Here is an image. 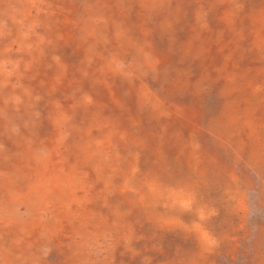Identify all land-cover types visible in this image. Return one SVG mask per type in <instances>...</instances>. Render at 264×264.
I'll return each mask as SVG.
<instances>
[{"label":"rangeland","instance_id":"obj_1","mask_svg":"<svg viewBox=\"0 0 264 264\" xmlns=\"http://www.w3.org/2000/svg\"><path fill=\"white\" fill-rule=\"evenodd\" d=\"M4 180L0 264H264V0H0Z\"/></svg>","mask_w":264,"mask_h":264},{"label":"bare ground","instance_id":"obj_2","mask_svg":"<svg viewBox=\"0 0 264 264\" xmlns=\"http://www.w3.org/2000/svg\"><path fill=\"white\" fill-rule=\"evenodd\" d=\"M35 153H36L35 150H32V155L36 156ZM7 181L8 180H4L2 183L5 184V185H11V186L10 187L0 186L1 188H3V189L5 188L6 189V191L3 194H2V192H0V195H2L4 198L8 197L7 199L10 201L12 198H17L19 196V194H20V196L18 198L23 199V193L26 192V190H24V191H21V190L20 191H16L15 190V186H14L16 184L13 181L10 184V182H7ZM12 184H14V185H12ZM36 189H37V187L32 188V189H28V190H29L30 194H32V193L35 194V191H37Z\"/></svg>","mask_w":264,"mask_h":264}]
</instances>
